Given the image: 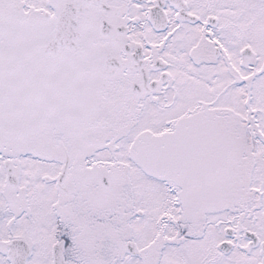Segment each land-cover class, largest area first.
Listing matches in <instances>:
<instances>
[{
  "label": "snow or ice",
  "instance_id": "obj_1",
  "mask_svg": "<svg viewBox=\"0 0 264 264\" xmlns=\"http://www.w3.org/2000/svg\"><path fill=\"white\" fill-rule=\"evenodd\" d=\"M0 264H264V0H0Z\"/></svg>",
  "mask_w": 264,
  "mask_h": 264
}]
</instances>
